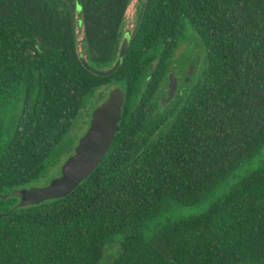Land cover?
<instances>
[{
    "label": "trees",
    "instance_id": "trees-1",
    "mask_svg": "<svg viewBox=\"0 0 264 264\" xmlns=\"http://www.w3.org/2000/svg\"><path fill=\"white\" fill-rule=\"evenodd\" d=\"M130 2L81 0L85 60L76 0H0V264H264V0H145L122 65L98 76L83 60L113 66ZM189 32L204 79L163 104ZM114 85L122 121L95 172L61 199H4L74 153ZM205 170L238 182L216 196Z\"/></svg>",
    "mask_w": 264,
    "mask_h": 264
},
{
    "label": "water",
    "instance_id": "water-1",
    "mask_svg": "<svg viewBox=\"0 0 264 264\" xmlns=\"http://www.w3.org/2000/svg\"><path fill=\"white\" fill-rule=\"evenodd\" d=\"M80 8L81 0H76V9ZM130 37L129 32L125 34L117 59L110 69L92 67L83 60L84 66L98 76L112 75L123 63L129 48ZM176 81L174 75L170 74L168 99L164 100L163 104L170 102L173 97V93L177 89ZM123 107L124 91L120 87H116L111 91L109 98L92 112L89 127L79 139L74 153L62 165L60 177L53 179L47 186L14 190L3 198L18 197L20 199L18 206L26 207L70 195L104 161L119 131ZM4 216L5 214L0 212V219Z\"/></svg>",
    "mask_w": 264,
    "mask_h": 264
},
{
    "label": "rangeland",
    "instance_id": "rangeland-1",
    "mask_svg": "<svg viewBox=\"0 0 264 264\" xmlns=\"http://www.w3.org/2000/svg\"><path fill=\"white\" fill-rule=\"evenodd\" d=\"M145 0H131L130 5L127 9L124 28L122 31H127L130 34L134 32L136 25L138 23L139 12L141 10L142 5L144 4ZM74 22H75V40L77 45V51L82 58L87 60L88 56V45L87 41L84 37L83 29L81 28V22H79L80 15L77 13L76 8L74 7ZM80 12V9H78ZM80 24V25H79ZM175 56L180 57L175 64V68L178 70V74L180 79L186 81L189 78V74L193 73L191 76V81L193 85H197L201 83L204 79V74L207 69V62H206V51L203 44L198 41L194 40L193 35L189 32L188 39L183 42V44L178 47L175 51ZM116 88V85L112 86L110 89L102 88L98 92V96L103 95V98L96 102L93 106L95 108L101 106L110 96L111 91ZM93 106H90V110ZM94 108V109H95ZM93 111V110H92ZM84 135L83 130H78L77 135L74 137V141H69L66 143V149L70 148L71 146H75V142L79 141V139ZM68 152L66 151L59 157H52L51 158V166L46 171V173L39 179L32 181L29 184V188L32 187H44L47 186L53 179L58 178L61 176V168L63 163L68 159ZM173 213L177 214L178 216H191L197 215L204 211L203 206H195V207H184L178 206L171 208Z\"/></svg>",
    "mask_w": 264,
    "mask_h": 264
},
{
    "label": "snow or ice",
    "instance_id": "snow-or-ice-1",
    "mask_svg": "<svg viewBox=\"0 0 264 264\" xmlns=\"http://www.w3.org/2000/svg\"><path fill=\"white\" fill-rule=\"evenodd\" d=\"M244 167H247V165H245ZM238 171L243 174V169H239ZM236 182L238 181L233 180L231 176H217L213 173L208 172L207 170H205V172L203 173V177L199 181V183H206L208 185L210 193L216 196L222 195V185H231ZM201 195L202 193L198 188L193 190L194 197H200Z\"/></svg>",
    "mask_w": 264,
    "mask_h": 264
},
{
    "label": "flooded vegetation",
    "instance_id": "flooded-vegetation-1",
    "mask_svg": "<svg viewBox=\"0 0 264 264\" xmlns=\"http://www.w3.org/2000/svg\"><path fill=\"white\" fill-rule=\"evenodd\" d=\"M126 33H128L126 30L125 31H122V36H121V40H120V43H119V48H118V53H119V50H120V47H121V44H122V42H123V39H124V36H125V34ZM131 36H132V33H131ZM130 41H131V37H130ZM130 44V43H129ZM118 56V55H117ZM114 65V64H113ZM174 73V74H173ZM169 74H173L174 75V77L176 78V83H177V89H176V91H174V93H173V97L171 98V102L172 101H174V100H176L177 99V97L178 96H180L181 94H182V91L180 90V87H181V79H180V77H179V75H178V72H177V70H172ZM188 80V79H187ZM186 80V81H187ZM168 84L169 83H167V89H166V92H165V96L160 100V102L161 103H163V101L164 100H166V99H168V93H169V88H168ZM170 102V103H171ZM169 103V104H170Z\"/></svg>",
    "mask_w": 264,
    "mask_h": 264
}]
</instances>
